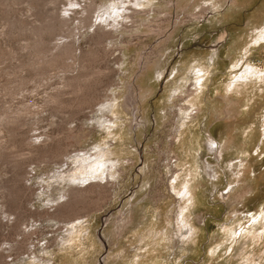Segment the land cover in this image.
Segmentation results:
<instances>
[{
    "label": "rangeland",
    "instance_id": "1",
    "mask_svg": "<svg viewBox=\"0 0 264 264\" xmlns=\"http://www.w3.org/2000/svg\"><path fill=\"white\" fill-rule=\"evenodd\" d=\"M117 1L0 0V264H264V0L116 28Z\"/></svg>",
    "mask_w": 264,
    "mask_h": 264
},
{
    "label": "bare ground",
    "instance_id": "2",
    "mask_svg": "<svg viewBox=\"0 0 264 264\" xmlns=\"http://www.w3.org/2000/svg\"><path fill=\"white\" fill-rule=\"evenodd\" d=\"M145 1H147V0H145ZM148 1H151V0H148ZM153 1L154 0H152V3H153ZM235 1V0H234ZM234 1H233V3H234ZM155 2V1H154ZM229 2V0H177V2L175 1V0H165L164 2H158V4H156V5H154V6H156L157 7V9H159L160 11H156L155 10V14H161V13H165V16H169V14H170V11H171V8H174L175 6L177 7L178 6V8L180 7V6H186V5H190L191 4V6L190 7H188V9L189 10H191L192 12H191V14H190V16H191V18L192 17H194L195 18V20H198V21H201V19H206V15H207V13L211 10L212 12H211V14L212 13H215V14H218L219 13V11H220V9L225 5V4H227ZM144 0H118L117 2H115L114 4H112V7H110V8H106L105 9V16H104V19H105V21H111L112 22V25L113 26H115L116 28H119L122 24H123V22H127V20H131V21H135V22H137V21H139L138 19H136V17H142L141 19L142 20H146V19H149V22H151V20H150V16H151V12H152V10H151V12L149 13V10L147 11V10H145V11H142V10H139L141 7H145L144 6ZM151 4V3H150ZM195 4H197L196 6H195ZM92 6H93V4H91ZM132 6V8H130L129 6ZM147 5V4H146ZM153 5V4H152ZM92 6H91V8L90 9H93L92 8ZM95 6V5H94ZM149 6V5H148ZM151 7V6H150ZM139 8V9H138ZM149 8V7H148ZM87 9V11H88V8H86ZM152 9V8H151ZM130 10H132L133 11V13H130ZM198 10V11H197ZM90 11V10H89ZM96 11H97V9H96ZM95 11V12H96ZM129 11V12H128ZM196 11V12H195ZM93 12H94V10H93ZM195 12V13H194ZM90 13V17H91V11L89 12ZM93 14V13H92ZM96 14V13H95ZM95 14H93V15H95ZM87 17V16H86ZM90 17H88V19H90V20H92ZM93 17V16H92ZM103 16H101V18H102ZM95 19V18H94ZM77 20V19H76ZM81 20H84V18L83 19H81ZM87 20V19H86ZM86 20H85V22H86ZM218 20H220V19H218ZM72 21V20H71ZM88 22H89V20H87ZM62 22V21H61ZM63 22H65V20L63 21ZM89 23H91L92 25H93V22H89ZM110 23V22H109ZM88 24V23H87ZM103 24V23H102ZM61 25V24H60ZM64 25V24H63ZM62 25V26H63ZM88 26H89V24H88ZM91 26V25H90ZM104 27V26H103ZM176 27H178V25H176ZM99 28V27H98ZM79 29V28H78ZM104 29V28H103ZM71 30V32L73 31L72 29H70ZM75 30H77V29H75ZM74 30V31H75ZM105 30V29H104ZM111 30H113V29H111ZM154 32L156 31V32H158V28H156V30L154 29L153 30ZM70 32V33H71ZM108 32H110V31H108ZM77 33V32H76ZM111 33V32H110ZM109 33V34H110ZM72 34H74V35H76L75 34V32L74 33H72ZM229 37H230V35H227V32H224L223 34H222V36L221 37H219V39H220V42H224V41H227L228 39H229ZM261 40H264V32H262L261 33V36L260 37H258L257 38V40H256V42H260ZM63 46V45H62ZM61 46V47H62ZM57 47V46H56ZM65 48H66V46H65ZM59 49H60V47H59ZM235 49V54H237V52H238V49L235 47L234 48ZM55 50V49H54ZM66 50V49H65ZM59 51V50H58ZM60 51H61V49H60ZM67 51V50H66ZM64 52V51H63ZM68 54V53H67ZM71 54V53H70ZM70 54H68V55H70ZM64 55H66V54H64ZM70 58V57H69ZM73 58V57H72ZM202 60V59H201ZM199 63V62H198ZM198 63H195V64H192L191 62H190V67L188 68V70H189V72H191L192 74L194 73V75H195V82H199V81H201V80H203V78H201V79H197V77H199V75L202 73V68H201V66H202V64H198ZM73 64V63H72ZM188 65V64H187ZM201 65V66H200ZM71 67H72V65H71ZM73 68V67H72ZM65 70V69H64ZM185 70V69H184ZM209 72V71H208ZM101 73V72H100ZM187 74V73H186ZM190 74V73H189ZM188 74V75H189ZM92 77V76H91ZM186 82V81H185ZM188 83V82H187ZM193 86H196V83H193L192 84ZM181 86V85H180ZM202 86V85H201ZM204 87V86H203ZM202 88V87H201ZM179 90V89H178ZM199 94H200V92H197V91H195V90H190L189 91V94H188V96H192V98L193 97H195V96H199ZM198 99V98H197ZM196 98H195V100H197ZM229 100H230V98H228ZM195 100H191V102L193 101V103H194V101ZM130 101V99L129 98H127V101H126V103H125V108H126V105L129 107V104H128V102ZM130 103V102H129ZM194 104H192V106H193ZM191 106V108L193 109V107ZM130 109H132L131 107H130ZM184 109H189V107H184ZM106 110H109V106H105L102 110H101V113H103L104 111H106ZM200 111V110H199ZM196 113H198V112H196ZM186 117V116H185ZM103 118V117H102ZM13 120V119H12ZM227 143V142H226ZM213 145H215V143L213 142V143H211V144H209L208 146H207V148L209 149V150H211L212 151V149L214 148L213 147ZM87 155V154H86ZM77 156V155H76ZM96 156V155H95ZM99 156V155H98ZM100 157H102V156H100ZM100 157H97V158H95L94 160H91V159H83L82 160V162L79 164V166L78 167H80V170H84V173L86 174V175H84V174H81V177H77L76 176V174L75 173H73L68 179H66L67 181H69V182H79L80 184L82 183V184H85V182L86 183H88L90 180H93V181H95L96 183L95 184H90V185H88V186H86V187H84V188H77V189H73L71 192H69V194H66V195H64L65 197L67 196L69 199H68V201L67 202H65V203H59L58 205H56V206H53V208L54 207H56L57 209H60V213H62L63 215H66L67 213H69V212H71V208H72V205H74V204H77L79 201H81V200H83L84 198V196H86V195H92V193H94L96 190H100L101 188H102V183H100L99 181L100 180H97V179H99V178H101V177H99V178H97V177H95L94 175H95V173L93 172L92 173V171H93V169H94V167H97L98 165L100 166V165H102V164H104V161H102V162H100ZM106 162H110L111 164L108 166V168H110V169H114L113 167L116 165V160L115 161H113V160H107ZM63 165V164H62ZM207 165H208V163H207ZM210 166V165H209ZM211 168V167H210ZM89 170V171H88ZM109 171H111V170H109ZM206 173H208L209 174V172L207 171ZM215 173V172H214ZM110 176H114V175H112V173H111V175ZM214 178V177H213ZM241 178V177H240ZM242 179V178H241ZM102 182V181H101ZM107 184H110V183H106V185ZM105 185V184H104ZM79 187V186H78ZM106 187V186H105ZM104 186H103V189L105 188ZM174 187V189H175V191H176V189L178 188L177 186H173ZM96 189V190H95ZM190 185L189 184H186V185H183L182 186V188L181 189H179L178 191H177V194L178 195H181V196H185V194H187V193H189L190 191ZM101 191V190H100ZM189 191V192H188ZM191 193V195H192V192H190ZM89 195H88V197H89ZM189 195V194H188ZM83 198V199H82ZM74 208V207H73ZM183 213H184V209L182 210V215H183ZM80 217H75L73 220H70V221H68V223L70 224V223H72V222H74V221H76V220H78ZM82 218H84V217H82ZM81 218V219H82Z\"/></svg>",
    "mask_w": 264,
    "mask_h": 264
}]
</instances>
